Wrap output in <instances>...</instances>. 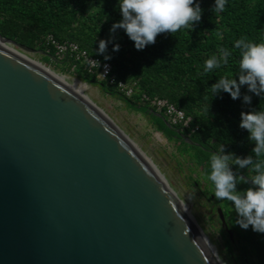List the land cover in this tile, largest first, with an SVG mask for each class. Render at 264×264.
I'll use <instances>...</instances> for the list:
<instances>
[{
  "label": "water",
  "instance_id": "obj_1",
  "mask_svg": "<svg viewBox=\"0 0 264 264\" xmlns=\"http://www.w3.org/2000/svg\"><path fill=\"white\" fill-rule=\"evenodd\" d=\"M42 53L0 35V264H235L118 99Z\"/></svg>",
  "mask_w": 264,
  "mask_h": 264
},
{
  "label": "trees",
  "instance_id": "obj_2",
  "mask_svg": "<svg viewBox=\"0 0 264 264\" xmlns=\"http://www.w3.org/2000/svg\"><path fill=\"white\" fill-rule=\"evenodd\" d=\"M195 2L203 11L201 20L191 30L159 34L154 44L142 50L135 48L123 29L110 34L112 24L122 19L120 0H0V35L40 50L48 63L61 71L70 72L83 82L97 83L104 93L146 115L154 128L172 140L177 152L200 172L205 184L201 193L222 209L226 223L222 235L228 252L236 248L235 259L241 264H264V233L253 231L251 226L241 228L231 202L217 200L213 184L206 179L210 156L222 144L225 154L254 158L251 151L254 143L249 141L247 131L239 127L240 113L264 110V98L249 92L246 85L241 87L239 99L233 100L222 91L212 97L210 86L222 76L238 79L235 75L239 73L240 57L239 50L234 48L237 39L247 37L252 42H264V0H227L225 10L220 13L212 11L215 0ZM48 35L58 42H74L87 54L109 62L116 79L133 83V92L124 95L114 85L98 79L72 54L57 58L54 48L46 43ZM101 39L111 41L106 53L111 59L105 60L98 54ZM114 43L120 45L118 52L112 50ZM220 48L233 53L228 64L204 73L205 60L218 56ZM245 94L251 96V104L243 102ZM144 95L163 99L182 110L190 118L189 125L196 129L167 125L163 113L150 106ZM180 133L187 135L192 144L183 140ZM230 168L249 180L254 175L250 169L237 165ZM197 179L193 183L197 184ZM248 179L247 183L237 185L238 191L256 187Z\"/></svg>",
  "mask_w": 264,
  "mask_h": 264
},
{
  "label": "clouds",
  "instance_id": "obj_3",
  "mask_svg": "<svg viewBox=\"0 0 264 264\" xmlns=\"http://www.w3.org/2000/svg\"><path fill=\"white\" fill-rule=\"evenodd\" d=\"M227 0H215L212 11L217 13L225 10ZM119 10L122 19L112 24L110 34L117 29H123L137 50L154 44L156 37L162 33L175 34L181 29L191 30L195 23L201 20L202 8L195 0H120ZM111 41L101 39L97 52L105 60L108 44ZM119 44H113V51L118 52ZM239 50V73L236 78L220 77L210 86L212 97L221 91L228 93L233 99L241 97V87L247 86L249 92L264 98V42H252L247 37H241L234 43ZM233 53L227 48H220L219 55H213L204 62V73L221 68L229 62ZM96 67L99 61L93 60ZM251 96L243 95V102L251 104ZM208 111V109H207ZM239 127L248 133V139L254 143L251 149L253 156L240 157L234 153L225 154L222 144L210 156V173L206 179L214 186V196L217 200L231 202L237 213V224L243 229L251 226L252 230L264 233V110L255 109L240 113ZM230 165L240 169L251 170V183L256 187L237 190V185L247 183L244 177L238 176Z\"/></svg>",
  "mask_w": 264,
  "mask_h": 264
},
{
  "label": "rangeland",
  "instance_id": "obj_4",
  "mask_svg": "<svg viewBox=\"0 0 264 264\" xmlns=\"http://www.w3.org/2000/svg\"><path fill=\"white\" fill-rule=\"evenodd\" d=\"M42 56L46 60V57L43 54ZM46 61L48 62V59ZM48 64L59 72L71 78L73 81L76 80L83 85H94L99 87L97 83H86L70 72L63 70L61 71L60 67L55 66L53 63ZM117 109L120 114L146 140L145 141L144 139H142L141 141L158 158L160 163L168 171L174 181L181 187L183 194L199 210L207 226L219 235L224 244L225 240L222 235V233L224 232V226L220 223L216 211L217 206L214 205L215 203L212 202V200L208 201L205 195L201 193V191L204 189L205 184L203 178L200 176L201 174L198 169L193 166L191 161L186 160V157L181 156L177 152L175 143L172 140L167 139L162 133L157 131L146 115L127 108V106L120 100H118L117 102ZM196 179L198 181L197 184L193 183ZM228 235L231 236L230 234ZM236 253V248H234L232 252H229L234 263L241 264L239 260L235 259Z\"/></svg>",
  "mask_w": 264,
  "mask_h": 264
},
{
  "label": "built area",
  "instance_id": "obj_5",
  "mask_svg": "<svg viewBox=\"0 0 264 264\" xmlns=\"http://www.w3.org/2000/svg\"><path fill=\"white\" fill-rule=\"evenodd\" d=\"M46 43L54 48L57 58H61L67 53L70 55L72 54L74 59L79 60L82 63L83 68L86 71L89 73H96L98 79L105 80L107 84L114 85L116 89L123 92L124 95L129 96L133 92V83H126L122 80L116 79L109 62L101 61L98 57L87 54L86 51L80 49L76 43L71 41L58 42L50 35L46 37ZM93 60L99 61V67L95 66ZM143 97L148 101L150 106L155 108L156 111L163 113L168 123L179 125L180 128H190L191 131L196 129V127L192 128L189 125L190 118L174 105L157 97L149 98L145 95Z\"/></svg>",
  "mask_w": 264,
  "mask_h": 264
},
{
  "label": "bare ground",
  "instance_id": "obj_6",
  "mask_svg": "<svg viewBox=\"0 0 264 264\" xmlns=\"http://www.w3.org/2000/svg\"><path fill=\"white\" fill-rule=\"evenodd\" d=\"M73 79H74V78H73ZM75 82H76V83H78V84H80V85H83V84H82V83H80L79 81H76V80H75Z\"/></svg>",
  "mask_w": 264,
  "mask_h": 264
}]
</instances>
